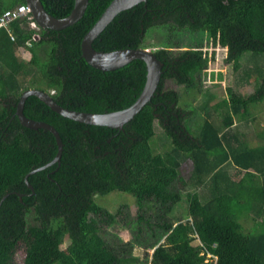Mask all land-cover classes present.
Listing matches in <instances>:
<instances>
[{"label": "trees", "instance_id": "trees-1", "mask_svg": "<svg viewBox=\"0 0 264 264\" xmlns=\"http://www.w3.org/2000/svg\"><path fill=\"white\" fill-rule=\"evenodd\" d=\"M111 1L89 0L62 31L33 29L28 17L0 29V264H14L20 246L23 264H264V123L253 113L264 105V69L243 59L264 55V0H147L117 15L93 48H157L156 92L123 130L70 120L29 96L25 116L54 126L64 146L60 164L29 177L35 194L27 187L58 147L50 132L20 124L24 92H53L62 107L103 114L129 108L145 87L142 60L104 72L82 57L84 36ZM41 2L63 19L75 0ZM24 4L0 0V18ZM209 48L222 52L220 63ZM213 67L235 76L215 103L222 75ZM13 192L22 201L3 200ZM112 195L117 206L102 203Z\"/></svg>", "mask_w": 264, "mask_h": 264}, {"label": "water", "instance_id": "water-1", "mask_svg": "<svg viewBox=\"0 0 264 264\" xmlns=\"http://www.w3.org/2000/svg\"><path fill=\"white\" fill-rule=\"evenodd\" d=\"M25 1L31 11V15L35 24L39 28L53 31L65 30L81 20L89 4V0H75L74 8L71 14L66 18L58 19L47 13L41 0ZM146 2L147 0H112L95 25L84 36L81 43L83 59L93 68L104 72L119 69L134 60H142L146 63L147 81L141 95L132 106L121 111L103 114L85 113L60 106L49 94L40 90H28L20 97L15 114L20 124L31 130L44 129L50 132L54 136L56 145L58 147L57 154L50 163L40 168H36L25 177V183L32 194H35V190L29 182V177L39 171L47 169L56 163L60 164L64 144L58 130L54 126L45 122L29 119L25 116L24 107L29 96H36L52 111L70 120H74L86 125L106 126L118 130H123L124 126L130 122L148 102L151 101V98L159 86L164 66L153 52H150L149 50L124 49L104 53L98 52L93 48V42L95 39L117 15L125 10L133 8L140 3ZM11 194L17 195L20 201H22L24 197L23 194L13 192L7 193L3 197V200H5Z\"/></svg>", "mask_w": 264, "mask_h": 264}, {"label": "rangeland", "instance_id": "rangeland-1", "mask_svg": "<svg viewBox=\"0 0 264 264\" xmlns=\"http://www.w3.org/2000/svg\"><path fill=\"white\" fill-rule=\"evenodd\" d=\"M20 6H26L27 8H28V6H27V4H24V5H20ZM15 9V8H14ZM29 9V8H28ZM12 10V9H11ZM10 11V10H9ZM105 11V10H104ZM25 17H28L29 19H31V20H33V18H32V15H31V11H30V9H29V13L26 15V16H24V17H22L21 19H23V18H25ZM18 20H20V19H18ZM18 20H16V21H18ZM13 22V21H12ZM11 22V23H12ZM9 25H10V23H9ZM9 25L8 26H6V27H0V29L1 28H5V29H8V27H9ZM30 26H31V28H33V29H37V28H39L36 24H35V22H34V20H33V23H31L30 24ZM155 49H157V48H152V50H149L150 52H153L154 53V51H155ZM221 53L222 52H220V51H218V49H216V51L214 52V55H213V48H209L208 49V55L211 57H215V59L217 58H221L222 57V55H221ZM17 54H18V56L21 58V59H28V57H27V55H26V53H24V52H22L21 51V53H20V51H18L17 52ZM246 57H250L252 60H253V62L255 63V67H257L259 70H262V68L264 69V55H254V54H246L244 57H243V59L245 60V58ZM221 62V59L219 60V63ZM245 62V61H244ZM215 63H216V61H215ZM209 70H211V71H213L215 74H218V73H220L221 72V75H222V78L220 79V78H218L217 76H216V78L213 80V83L216 85V86H214L215 88L214 89H211V94H214L215 96H216V98H215V100H214V103L215 102H219V100L222 98V97H225L226 95L228 96V94H227V88H229V87H233V82H234V80H235V76H234V74H231V75H229V71L226 69V68H223V67H213V68H211V69H209ZM168 83V85L169 86H172V87H176V84L173 82V81H166V84ZM178 88V87H177ZM176 88V89H177ZM44 92V91H43ZM47 93V92H46ZM53 93V92H52ZM52 93H47V94H49L50 96H51V94ZM55 101V100H54ZM186 101L188 102V106H190V105H192L191 104V101L189 100V99H186ZM211 105H212V102H211ZM47 106V105H46ZM183 107V106H182ZM65 108H67V107H65ZM183 108H185V107H183ZM69 109V108H68ZM71 110V109H70ZM253 113H256V114H258V116H259V120H260V122L261 123H264V105L263 106H261V108H258V109H256L255 111H253ZM201 120V117L200 116H198L197 118H196V120ZM194 120V119H193ZM196 120H194V121H196ZM186 123H187V125H191V120H186ZM196 124H197V122H196ZM155 141H156V138L154 139V145H155ZM170 143H171V141H170ZM166 148V146L163 148V149H165ZM162 149V150H163ZM188 169H189V167L188 166H184V167H182L181 168V175L183 176V173H186L187 171H188ZM194 189V188H193ZM196 189V188H195ZM118 198L116 197V195H112V196H109V197H106L105 198V200L104 201H107V202H102V203H107L109 206H117V204H118ZM124 200H126V201H128L129 202V204H130V208H131V210L132 211H134L135 212V206H134V204H133V201L130 199V197H127V196H120V201H124ZM96 202H97V200H96ZM190 220V219H189ZM251 225V223L249 222V223H245V227H249ZM117 227V226H116ZM117 230H121L120 228H116ZM121 235L123 236V238H124V240H128L129 238H130V235H129V233H128V231H126V230H122L121 231ZM196 238H197V236L196 235H194ZM67 241V240H66ZM194 245H198L199 244V241H196V242H194L193 243ZM66 246H67V244L65 243L64 245H63V247L64 248H66ZM25 247L24 246H20L19 248H18V250L16 251V255H15V259H14V264H23V260H24V256H25V249H24ZM153 253V251H149V254L151 255ZM134 254L136 255V256H144V254H143V252L141 251V250H135V252H134ZM149 255V256H150ZM206 262H211V263H214V259L212 258V256L210 255V254H208V256H207V260H206Z\"/></svg>", "mask_w": 264, "mask_h": 264}, {"label": "built area", "instance_id": "built-area-1", "mask_svg": "<svg viewBox=\"0 0 264 264\" xmlns=\"http://www.w3.org/2000/svg\"><path fill=\"white\" fill-rule=\"evenodd\" d=\"M29 13V9L26 6H18L15 9L6 11L0 18V27H6L12 21H16L26 16Z\"/></svg>", "mask_w": 264, "mask_h": 264}, {"label": "clouds", "instance_id": "clouds-1", "mask_svg": "<svg viewBox=\"0 0 264 264\" xmlns=\"http://www.w3.org/2000/svg\"><path fill=\"white\" fill-rule=\"evenodd\" d=\"M13 39V38H12Z\"/></svg>", "mask_w": 264, "mask_h": 264}]
</instances>
